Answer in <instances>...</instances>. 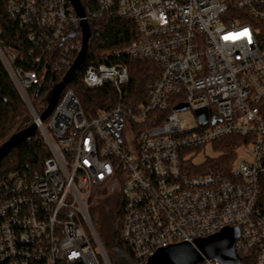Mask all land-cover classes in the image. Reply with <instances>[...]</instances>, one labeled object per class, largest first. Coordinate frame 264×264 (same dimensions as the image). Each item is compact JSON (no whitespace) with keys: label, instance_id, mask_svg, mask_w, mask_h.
<instances>
[{"label":"built area","instance_id":"obj_1","mask_svg":"<svg viewBox=\"0 0 264 264\" xmlns=\"http://www.w3.org/2000/svg\"><path fill=\"white\" fill-rule=\"evenodd\" d=\"M0 3L40 52L35 63L63 43L55 70L73 66L82 36L75 40L70 29L80 19L69 0ZM103 7L137 27L117 57L161 69L138 109L122 98L128 65L101 64L87 68L84 84L115 87L118 107L88 117L69 90L41 123L29 97L39 74L19 67L0 42V60L50 152L41 173L0 174V264H111L91 211L113 194L123 202L122 241L138 264L229 229L240 233L238 256L255 252L264 264V0H103ZM185 112L191 120L181 119ZM229 136L247 140L240 148L249 160L234 163L230 177L191 173L193 153ZM199 264L221 263L203 256Z\"/></svg>","mask_w":264,"mask_h":264},{"label":"trees","instance_id":"obj_2","mask_svg":"<svg viewBox=\"0 0 264 264\" xmlns=\"http://www.w3.org/2000/svg\"><path fill=\"white\" fill-rule=\"evenodd\" d=\"M80 2L87 14L92 36L86 62L74 74L73 81L67 86L61 100L67 91H73L88 117L97 116L100 111L118 107L120 96L115 87L105 84L103 87L90 89L85 86L84 79L89 66L126 64L130 69V80L123 87L122 98L127 107L140 108L148 102L150 90L160 78L161 69L149 60L133 59L125 54L117 57V52H124L137 39L136 24L130 19L109 18L104 10L103 0H80ZM70 29L74 31V39L81 41L80 24H72ZM0 42L6 49L17 55L19 67L39 74L41 83L30 91L29 97L34 109L41 116L48 107L55 86L70 70L58 74L54 67L62 57L63 43H58L54 50L44 55L41 63H35L40 52L29 40L27 34L20 29L19 24L7 15L2 3H0ZM32 124L28 108L0 60V148L14 135ZM246 143L247 140L240 136H229L214 142L215 150L222 156L217 160L208 161L203 167L191 168V173L218 172L230 177L231 168L238 156L237 151ZM49 158L50 152L41 134L37 132L33 139L17 147L1 161L0 174L41 173ZM185 165L189 172L192 163L188 161ZM110 197L121 198L118 194L105 195L91 211L92 222L111 264H138L121 238L123 202L117 212L110 216L108 213V208L112 205ZM104 201L108 202L104 203ZM258 204L264 208V188ZM105 209H107L108 217L105 215ZM240 259V264H257L255 252L241 255Z\"/></svg>","mask_w":264,"mask_h":264},{"label":"water","instance_id":"obj_3","mask_svg":"<svg viewBox=\"0 0 264 264\" xmlns=\"http://www.w3.org/2000/svg\"><path fill=\"white\" fill-rule=\"evenodd\" d=\"M74 7L78 18L80 19V28L82 31V49L74 62L73 66L67 72L63 80L57 84L52 92L46 111L40 116V122H46L53 111L58 106L61 96L72 81L74 74L78 72L86 62L89 41L92 33L87 20V14L80 0H69ZM200 120L207 121L206 111L197 113ZM38 132V126L33 123L29 128L14 135L8 142L0 148V163L13 150L33 139ZM239 231L236 229L225 230L208 239L195 242V245L184 243L172 246L168 249L158 252L148 264H199L203 261V256L211 261L221 264H240L241 259L235 251V243L239 238Z\"/></svg>","mask_w":264,"mask_h":264},{"label":"rangeland","instance_id":"obj_4","mask_svg":"<svg viewBox=\"0 0 264 264\" xmlns=\"http://www.w3.org/2000/svg\"><path fill=\"white\" fill-rule=\"evenodd\" d=\"M28 111H29L31 119H32V121L34 123V117H33L32 113H31V111L29 109H28ZM180 117H181V119H183V120L185 119L187 121L192 119V115L189 112L181 113ZM237 153H238V156H237V159H236L235 163H237L239 161H246V160L250 159L249 151L246 148H242L241 147L240 149H238ZM221 156H222V154L218 153L215 150L214 143L213 144H209L208 146L202 148V150L192 154L193 166L196 167V168L203 167V166H205L208 163V161L217 160ZM101 199L103 200V198H98L94 202V207L97 205V203ZM106 202H108V201H104V203H106ZM110 202L112 203V205H111V207L108 208L109 209L108 213L110 214V216H113L115 214V212H117V209L120 207L121 202H122V198H117L116 199V197H110ZM101 212H102V214L104 213L103 210ZM105 212H106L105 215H107V209H105ZM107 217H108V215H107ZM104 227H105V225H104ZM102 244H103V242H102Z\"/></svg>","mask_w":264,"mask_h":264},{"label":"bare ground","instance_id":"obj_5","mask_svg":"<svg viewBox=\"0 0 264 264\" xmlns=\"http://www.w3.org/2000/svg\"><path fill=\"white\" fill-rule=\"evenodd\" d=\"M87 20H88V18H87Z\"/></svg>","mask_w":264,"mask_h":264},{"label":"snow or ice","instance_id":"obj_6","mask_svg":"<svg viewBox=\"0 0 264 264\" xmlns=\"http://www.w3.org/2000/svg\"><path fill=\"white\" fill-rule=\"evenodd\" d=\"M245 31H247V30H245Z\"/></svg>","mask_w":264,"mask_h":264}]
</instances>
